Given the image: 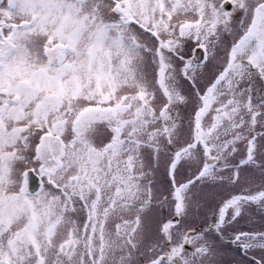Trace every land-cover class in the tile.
Returning a JSON list of instances; mask_svg holds the SVG:
<instances>
[{
	"label": "snow or ice",
	"instance_id": "snow-or-ice-1",
	"mask_svg": "<svg viewBox=\"0 0 264 264\" xmlns=\"http://www.w3.org/2000/svg\"><path fill=\"white\" fill-rule=\"evenodd\" d=\"M0 264H264V0H0Z\"/></svg>",
	"mask_w": 264,
	"mask_h": 264
}]
</instances>
